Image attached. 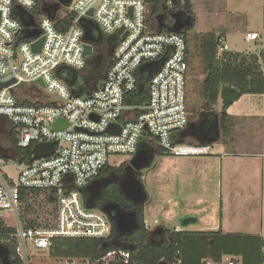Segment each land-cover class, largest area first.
Listing matches in <instances>:
<instances>
[{
    "label": "built area",
    "instance_id": "1",
    "mask_svg": "<svg viewBox=\"0 0 264 264\" xmlns=\"http://www.w3.org/2000/svg\"><path fill=\"white\" fill-rule=\"evenodd\" d=\"M45 3L44 7L54 4ZM36 7V0H0V83L14 81L0 87V120L15 135L12 153L0 154V221L14 230L0 237V246L7 251L6 244L14 240V252L22 264H30L31 249L48 250L56 238L99 239L110 235L112 223L108 216L100 208L86 206L83 191L108 165L109 157H133L140 144L155 148L153 140L173 157L205 156L210 148L207 144L177 143L180 139L174 137L190 121L186 111V43L180 33L152 30L145 0H71L68 6H61L74 15L64 32L56 28L50 14L35 20ZM90 10L92 17L87 16ZM19 14L34 25L24 28ZM84 19H92L115 43L101 86L76 95L57 71H81L87 66L81 26ZM35 30L39 31L37 38L25 39ZM40 37L41 48L34 52L31 44ZM245 40L258 42L264 49V33H246ZM218 44L220 58L229 47L222 39ZM160 60L161 65L153 68L152 64ZM141 70L150 75L147 101L141 107H132L127 98L137 88L136 77ZM37 80L43 82V87ZM24 83L34 84L29 97H25ZM37 87L52 98L47 102L38 100ZM135 111L140 114L135 116ZM59 120L67 126L54 129ZM113 124L119 125V133L106 134ZM43 143H53V153L32 159L33 146ZM30 147L28 157L17 153L16 149ZM9 164L16 170L15 179L3 171ZM22 189L40 191L43 198L49 195L54 199L44 219L39 217L38 204L32 201L33 193L21 200ZM52 191H56L55 198ZM28 205L35 213L29 218L37 222L32 227L22 221ZM261 253L264 264V237ZM128 259V252L111 251L96 264H127ZM237 261L227 258L224 264Z\"/></svg>",
    "mask_w": 264,
    "mask_h": 264
},
{
    "label": "trees",
    "instance_id": "2",
    "mask_svg": "<svg viewBox=\"0 0 264 264\" xmlns=\"http://www.w3.org/2000/svg\"><path fill=\"white\" fill-rule=\"evenodd\" d=\"M37 7L33 11L35 20L38 16H43L44 0H36ZM149 7V16L152 19V30L156 32H167V27L162 26L156 19L162 20L163 16L169 20V25L174 23L171 16H178L181 21H185L184 28L180 31L186 43V111L189 119L190 114H201L202 128L209 131L215 123H218L220 130L221 142L223 145H229L233 140L234 118L225 112V109L243 95L247 94H264V52L262 61H259L257 55H246L234 52H224L220 58H217L218 40L220 37L215 35H198L192 34L194 28L193 5L190 0H145ZM56 6V13L52 8ZM50 10V16L56 22V28L64 32L66 31L74 19L72 13L56 2L53 6L46 7ZM65 10L63 17L61 10ZM42 13V14H41ZM159 20V21H160ZM189 23V25H187ZM83 30L86 31L88 40L100 42L98 35H103L92 19H84L81 22ZM97 30L99 32L97 33ZM111 38V37H108ZM115 43V41H114ZM198 60L200 67L204 68L203 78L197 82L192 81L191 72L194 71L193 62ZM162 61L154 62L153 68H158ZM62 69L70 70L72 79H67L61 74ZM84 70V69H83ZM57 76L70 88L72 93L79 95L76 90L77 71L68 68H61L57 71ZM193 76V75H192ZM150 75L141 70L137 75V88L128 94L127 104L132 107H141L147 101V85ZM193 82V83H192ZM197 96L200 101L197 102V108H190L188 99L190 95ZM223 100L219 113L215 110L219 99ZM190 108V109H189ZM135 116L140 111L132 112ZM134 117V116H132ZM131 117V118H132ZM189 123H194L189 121ZM213 133V131H212ZM10 143L15 147V135L10 128L8 132ZM174 137L180 140L177 143L188 142V144H198L197 141H187L186 134L181 131L176 132ZM210 137V136H209ZM213 137V135L211 136ZM196 142V143H195ZM153 140L155 148L147 147L140 144L139 147L145 148L148 152L156 155H168L166 151L156 144ZM20 155L30 156L31 147L26 150L16 149ZM263 161V192H264V156ZM104 166L101 173L105 171L121 168ZM108 167V170L106 168ZM99 176V175H98ZM140 179V177H139ZM33 193L32 201L36 203V198L40 195V191L36 190H20L21 200L24 201L26 195ZM55 198L56 191H52ZM104 197L108 202L119 205L125 211H135L138 220V229L130 236H117L113 227L110 235L105 238H56L53 239L48 249L49 255L55 259L65 260H81L96 264L98 260L111 251H125L129 253L127 264H224L227 258H237L238 264H262V237L257 235H238L223 234L216 232H200L187 230H164L166 236L162 244L149 241V229L145 224L144 204L134 205L124 199L115 184H109L103 190ZM44 201L49 206L54 203L49 195L44 197ZM95 208H100L99 204H95ZM50 212V211H49ZM32 206L25 207L22 215L23 224L26 227L37 225L34 219H30V215H34ZM14 230L7 228L0 221V237L13 233ZM8 258L10 264H22L15 255L16 244L14 240L6 244ZM0 264L1 261H0ZM101 264V263H99ZM116 264H124L122 261Z\"/></svg>",
    "mask_w": 264,
    "mask_h": 264
},
{
    "label": "rangeland",
    "instance_id": "3",
    "mask_svg": "<svg viewBox=\"0 0 264 264\" xmlns=\"http://www.w3.org/2000/svg\"><path fill=\"white\" fill-rule=\"evenodd\" d=\"M55 1L45 0L47 3H54ZM191 2L193 3L194 16L192 34L204 35L206 32H218L216 34L223 36L221 39L224 43H227L230 51H237L246 55H259L258 52L262 49L258 42L246 41L245 34L247 32L264 33L263 0H191ZM60 10V14H64L65 10ZM40 18L41 16L37 17L38 20ZM162 18L159 23L162 26L170 27L169 20L166 19V16ZM149 22L155 23L150 19V16ZM223 34H227L226 38ZM259 61H262L261 56H259ZM193 68L194 71L191 72L193 75H191V78L192 81L197 82L203 78L204 68L200 67L198 60L193 62ZM91 71L92 68L89 64L84 70L77 71L76 90L80 91L84 89V82L94 74V71ZM262 71L264 74V68ZM61 74L67 79H72L70 70L62 69ZM90 83H86L87 87L90 86ZM98 84L101 86L102 81L99 80ZM22 88L27 92L25 97H29L28 94L33 92L35 87L33 83H24ZM36 98L47 102L52 97L43 89L38 88ZM198 101L200 99L197 96L190 95L188 99L189 107L191 109L197 108L196 104ZM222 102V98L219 99L215 107L218 113L221 109ZM201 119V114H190V121L194 123H198ZM257 127L258 137L255 133V136H252L250 142L252 143L259 138L261 144L264 128H262L261 123ZM235 132V135H237L239 131ZM3 139L6 144L10 141L9 137L7 139V135L5 137L0 136V142ZM220 139L221 135L219 130L218 140ZM186 140L197 141L193 137H186ZM3 144L6 145L5 143ZM213 146V149L209 148V154L214 153L220 147L218 144H214ZM238 156L237 152H235L234 157L226 161V165L233 163L235 166L234 175L245 181V187L249 189V194L246 197L247 204L255 209L251 213L250 219L258 226L259 223L256 215H258V206H260L261 201L259 192L260 162L253 158ZM131 158L132 156H111L108 159V166L117 167V164L121 162L128 164ZM9 159L12 161L15 160L13 157ZM218 161V159L210 158L207 155L173 157L171 155L153 154L150 165L140 172V182L147 197L144 203V218L149 233L157 229H163V233H165L164 230H217L221 219L222 228H225V225H228L227 223L234 222L232 217L227 215L222 217V212L228 213L229 209L225 197H223L225 205L221 208V212L219 209L221 201L217 198L218 193H216V190H218V180L221 174ZM3 171L15 179L16 170L13 164L4 167ZM42 196L40 195L36 198V204L39 207V217L44 219L46 217L45 212L50 208ZM189 217H196V221L188 224L186 227H182L181 223ZM242 218L246 219L247 216L245 215ZM254 231H257V229H254ZM30 253V264H91L81 260L55 259L50 257L48 250L31 249Z\"/></svg>",
    "mask_w": 264,
    "mask_h": 264
},
{
    "label": "crops",
    "instance_id": "4",
    "mask_svg": "<svg viewBox=\"0 0 264 264\" xmlns=\"http://www.w3.org/2000/svg\"><path fill=\"white\" fill-rule=\"evenodd\" d=\"M191 1V0H190ZM192 3V2H191ZM193 5V3H192ZM218 32H206L204 35H215L217 37H223L221 35H217ZM251 33V32H247ZM228 34V30H227ZM227 34H223L226 38ZM227 45V43L225 42ZM228 46V45H227ZM260 48L261 45L259 44ZM229 47V46H228ZM228 51H230L228 49ZM234 53H239L237 51H230ZM264 50H259L258 53L262 55ZM257 53V54H258ZM243 54V53H240ZM259 54V56H260ZM262 57V56H261ZM104 78V77H103ZM103 78H98L96 85L92 87L95 88L99 86V80L103 81ZM90 89V90H92ZM89 91V87L84 85V89L79 92ZM225 112L234 118V128H233V140L229 145H223L220 140H217L213 143H206L213 149L214 144L220 145L219 149H217L214 153L208 154L207 156L218 159V164L220 165V174L218 180V190H216L217 198L220 199L221 205L219 206L220 212L221 208L224 207L225 197L226 204L229 206L228 213L222 212V217L227 215L234 219V222L227 223L225 228H222V219L220 220V225L217 230H207L200 232H216L220 231L223 234H238V235H257L260 237H264V192H263V161L262 157L264 156V134L263 139L260 144V140H254V144L250 142L252 136L258 137V124L261 123L262 128H264V94H247L243 95L238 100L233 102L230 106L225 109ZM6 123L3 120H0V136L5 137L7 135L8 139V130L7 128H3V124ZM235 131H239L237 135H235ZM5 140L3 139L0 142V154L1 156H8L13 151V146L10 141L7 142L6 145ZM237 152L238 157L245 158H253L256 161L260 162V206H258V215H256V219L258 220V226L255 222H252L250 217L251 213L255 210L253 207H250L247 204L246 197L249 194V189L245 187L244 180L241 178H237L234 175L235 166L233 163H229L226 165V161L230 160L229 158L234 157V153ZM252 159V160H253ZM225 172V174H224ZM245 203V204H244ZM247 216L246 219L242 218ZM195 221H196V217ZM194 221V222H195ZM193 222V223H194ZM190 224V223H189ZM257 229V231H254ZM238 264V263H237Z\"/></svg>",
    "mask_w": 264,
    "mask_h": 264
},
{
    "label": "water",
    "instance_id": "5",
    "mask_svg": "<svg viewBox=\"0 0 264 264\" xmlns=\"http://www.w3.org/2000/svg\"><path fill=\"white\" fill-rule=\"evenodd\" d=\"M71 0H56V3L60 6H68ZM43 11L49 15L50 10L46 7H43ZM53 13L56 12V6L52 8ZM88 17H92V10L88 11ZM19 19L24 28H28L30 25H34L33 21H24L22 18V14H19ZM159 22L160 18H156ZM161 21V20H160ZM189 25V23L187 24ZM161 28V24H160ZM184 28V26H180L177 24V21L174 22L170 27L167 26V31L171 33H180V31ZM84 29V28H83ZM162 31V30H161ZM99 30H97V33ZM39 36V31L35 30L30 35H27L25 39H35ZM126 36V35H125ZM124 36V37H125ZM98 39H101V35L99 34ZM112 41H115L113 37ZM84 56L87 57V62L92 63L95 61V55L97 53V48L99 47L100 42H96L95 40L89 41L86 31L84 30ZM43 42V38H38L34 43L31 44V48L34 52H39L41 45ZM14 81H9L6 83H0V87H7L13 84ZM36 83L43 87V82L41 80H37ZM85 84V83H84ZM93 119L97 117L91 116ZM67 126V124L61 120L57 121L54 124V129H63ZM202 127V126H201ZM213 131V137H209L208 135ZM76 131H81L80 129H76ZM120 131V127L118 124L111 125L106 131V134L109 135H116ZM184 130L181 131V134H184ZM187 137V135H186ZM219 138V128L218 123L216 122L213 127H210V130L205 133L204 131L201 132V137H197L196 140L198 144H210L216 142ZM54 144L53 143H43V144H36L32 148V159H39L50 156L53 153ZM152 154V153H151ZM145 148L139 147L137 152L130 160V167L134 170H138L141 168L148 167L152 161L153 154L151 155ZM103 187L102 180H93L90 182L84 189V193L86 194L85 204L86 206L92 208L95 207L93 202L94 197L100 195V190ZM119 189L121 195L124 199L134 205L137 204H144L146 201V193L143 190L141 185L140 179L136 175H127L119 183ZM101 211L106 214L109 220L112 223V227L117 236H130L133 235L136 230L138 229V220L135 211H125L119 205L114 204L112 202H107L100 207ZM195 221L194 217H189L185 219L181 225L182 227H186L189 223H193ZM163 229H159L158 233H162ZM160 242L159 244H162ZM0 261L2 264H10L8 258V252L2 246H0Z\"/></svg>",
    "mask_w": 264,
    "mask_h": 264
},
{
    "label": "flooded vegetation",
    "instance_id": "6",
    "mask_svg": "<svg viewBox=\"0 0 264 264\" xmlns=\"http://www.w3.org/2000/svg\"><path fill=\"white\" fill-rule=\"evenodd\" d=\"M172 19H174V22L177 21V24L180 26H185V21H181L179 19L178 16H171ZM101 43L99 45V47L97 48V53L95 55V61L92 63L87 62V65L89 64L92 68V71H94V74L91 76L90 79H87L85 83V86L87 82H91L89 85V90L92 89V87L94 85H96L98 78H103L106 68L108 66L112 51H113V47H114V41H112V38H108V37H104L101 36ZM91 71V72H92ZM204 120H200L198 123H189L188 126L184 129V133L187 135V137H193V138H197V137H201V132L204 131L205 133H207L208 131L205 128H202V124H203ZM3 128H7V130L9 131L10 127L7 123L3 124ZM210 130V129H209ZM212 130L211 133L208 136H212ZM151 154V153H150ZM152 155V154H151ZM128 164H124L121 168H119V170L114 169V170H109V171H105L104 173H99V176L95 179V180H102L103 181V187L100 190V195L94 197L93 202L94 204H99L100 207L107 203L108 200L104 197L103 195V190L105 189V187H107L109 184H115L119 189V183L126 178L127 175H136L138 178L140 176V172L144 169H138V170H134L130 167ZM119 167V166H118ZM116 168V167H115ZM106 170H108V167L106 168ZM158 230L152 231L151 233H149V241L151 242H156V243H160V242H164L165 241V234L162 233H158Z\"/></svg>",
    "mask_w": 264,
    "mask_h": 264
}]
</instances>
